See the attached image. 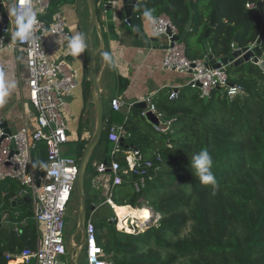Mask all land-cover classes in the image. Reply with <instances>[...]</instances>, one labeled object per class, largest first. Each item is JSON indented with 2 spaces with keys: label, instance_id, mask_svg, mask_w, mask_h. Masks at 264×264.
<instances>
[{
  "label": "trees",
  "instance_id": "obj_1",
  "mask_svg": "<svg viewBox=\"0 0 264 264\" xmlns=\"http://www.w3.org/2000/svg\"><path fill=\"white\" fill-rule=\"evenodd\" d=\"M97 3L99 13V0ZM249 3L254 6L249 8ZM145 9L152 10V16L169 15L181 34L194 21L184 40L191 59L231 55L238 31L240 48L256 46L264 34V0H139L132 18L138 29ZM213 12L217 26L205 38ZM258 46L264 53V35ZM227 73L229 83L242 86L244 92L229 96L226 89L215 88L202 97L199 89L186 86L179 89L177 100H170V91L160 93L155 102L161 118L171 121L166 132L152 126L135 105L128 112L111 109L104 115L103 136L94 160L110 161L105 153L111 147L109 129L123 124L130 133L123 147L138 149L144 159L153 162L146 175L124 174L123 184L113 189V201L133 217L147 206L160 214L158 226L133 234L117 228L113 209L106 204L108 212L98 215L96 232L104 257L113 264H264V67L250 61L229 65ZM203 148L213 158L218 184L215 194L190 168L192 155ZM33 156L34 163L45 162V143H39ZM115 159L123 168L128 166L125 154ZM93 172L95 178L97 172ZM142 176L146 185L138 190L135 183ZM85 188L88 208L95 199L106 200L87 180ZM19 189L20 183L14 180L0 183V215L13 210L12 197ZM20 209V217L9 215L13 223L27 220L19 228L20 235L14 225L0 228V264H8L7 253L36 247L33 210L30 205Z\"/></svg>",
  "mask_w": 264,
  "mask_h": 264
},
{
  "label": "built area",
  "instance_id": "obj_2",
  "mask_svg": "<svg viewBox=\"0 0 264 264\" xmlns=\"http://www.w3.org/2000/svg\"><path fill=\"white\" fill-rule=\"evenodd\" d=\"M60 1L63 0H16L11 25L2 23L0 49L23 48L26 51L30 100L34 104L36 113L33 130L30 129L29 123H26L17 132H8L0 121V183L6 180L20 183L19 193L13 197V200L25 195L32 197L38 232L37 246L25 247L19 254L7 253L8 262L21 258L25 264H70L69 248L65 238V216L76 191L80 161L72 155L65 154V145L70 143L69 133L72 131L65 117V111L69 97L75 94L80 85L81 72L74 66L73 61L66 57L70 52L68 44L72 32L64 12L61 9L56 10L51 15V22L48 20L53 3ZM25 4L30 5L36 13V23L33 25L34 43L14 42L11 38L12 33L17 29V16L23 11ZM99 5L103 6L104 12H107L111 9L113 1L103 0ZM247 6L251 8L254 4L249 3ZM152 18L155 23L146 17L143 21L151 27L155 36L167 37L166 47L163 48L164 70L190 75L186 86L199 89L202 97L209 96L215 88L226 89L229 96L244 92L242 86L229 83L227 73L229 65L222 63L220 59L221 66L215 68L206 59H191L187 56L184 41L175 40L176 36L181 35V31L169 15L164 13ZM49 37L58 44L60 50H66L67 53H63L60 58H51L47 45ZM169 98L179 99L180 90L172 89ZM141 101L147 104V109L142 111V115H145L147 110H152L161 117L154 95L146 96ZM111 104L115 111H121L125 107L130 111L135 103L126 104L121 98L115 97ZM168 123L171 126V121ZM129 136L130 133L123 124H113L108 134L109 141L114 144L111 151L112 160L91 161L93 171L97 172L93 179V188L102 187L106 196V200L100 205L109 204L115 212L118 206L112 199L113 189L123 184L124 174L131 172L145 174L148 168L153 167V162L144 159L138 149L123 147L122 139ZM41 142L47 147V159L44 163L49 165L48 169L33 167V153ZM118 154H125L128 165L126 168L115 159ZM158 160H161L160 155ZM57 163L62 167L60 171L53 172L52 166ZM142 177L140 182L135 183L138 190L146 185L145 176ZM92 206L95 210L87 215L86 221L87 264H113L110 259L104 257V250L98 243L96 213L99 205L94 202ZM115 216L113 220H117V227L120 230L134 233L126 229L127 226L120 228L118 213ZM128 219L131 225H138L136 220H132L133 218ZM73 243L76 244L74 241Z\"/></svg>",
  "mask_w": 264,
  "mask_h": 264
},
{
  "label": "crops",
  "instance_id": "obj_3",
  "mask_svg": "<svg viewBox=\"0 0 264 264\" xmlns=\"http://www.w3.org/2000/svg\"><path fill=\"white\" fill-rule=\"evenodd\" d=\"M7 1L9 0H1V30L2 23L11 25L13 20L16 0H11L13 3L11 15L7 13L5 9ZM101 1L103 0H99V2ZM112 1L113 5L111 9L104 12L103 6H101L102 11L99 13L100 28L103 37L95 31L97 34L95 43L96 46L100 48L97 56V71L102 83L104 101L106 97L109 101V107L114 110L111 101L115 97L121 98L126 104H134L149 95H154L156 98L160 93H169L168 91L172 89L184 88L190 79V75H181L163 69V48L166 47L167 37L155 36L151 27L144 23V21H142L139 29L136 27L139 31V35L136 37L133 28L127 22L123 0ZM61 8L65 14L69 28L71 29L72 36L77 33L84 35L85 26H87L86 34L88 35L90 13H86V11H88L87 1L65 0L61 4ZM51 15L52 14H50L48 18L50 22L52 20ZM205 19H207V17ZM47 45L50 49V56L53 59L60 58L63 53H67L66 50H60L58 44L51 37H49ZM87 49L88 48L78 55H72L71 52H69V55L66 56L68 59L70 55L75 58L73 61L74 66L80 69L81 72L80 85L75 91V94L69 97L66 110V113L70 114V117L73 118L71 123L75 124L81 121V116L84 114L82 111L83 105L90 93L93 100L92 79L91 77H88V79L85 77ZM105 52L110 55V61H106L103 58ZM72 57L70 58L71 60ZM28 80L29 72L26 51L23 48L0 49V82L6 84L15 82V87L10 89L9 94L5 97V102L0 105V121H2L3 124L6 122L7 125L5 128L11 132L19 131L26 123H29L31 130L35 128L36 113L34 104L30 100ZM86 80L92 82L91 91L84 86L87 82ZM80 110L82 111L81 113ZM122 110L128 112L127 107ZM71 123L70 126L72 129L73 124ZM19 190L14 196L18 195ZM13 197V210L6 209L4 213L0 215V228L4 226L11 228L14 225V229L17 227V230H15L17 231V235H20L21 232L19 228H22L27 223V220L13 223L9 220V215L14 213L17 217H20V210H22L20 208L24 205H30L33 210V206L32 201L20 205L16 204L20 199L27 197V195L19 196L16 200H13ZM21 263H23L21 258L17 261L8 262V264Z\"/></svg>",
  "mask_w": 264,
  "mask_h": 264
},
{
  "label": "water",
  "instance_id": "obj_4",
  "mask_svg": "<svg viewBox=\"0 0 264 264\" xmlns=\"http://www.w3.org/2000/svg\"><path fill=\"white\" fill-rule=\"evenodd\" d=\"M87 6L89 7V13H90V20H89V28H88V38H89V45L91 49V57H90V74L91 79L93 82V100L95 103V110H96V128L91 136V139L87 145V148L82 156V159L80 161L79 165V175L76 183V195L78 198V219H79V225L75 233L81 234V241L79 243L74 244L73 243V236H71L68 248H69V260L70 264H78L79 258L81 256V252L84 249L85 243H86V237H87V229H86V221H87V215H88V206H87V197H86V171L87 167L90 163V160L92 158V155L98 146L104 131V99H103V89H102V83L97 71V56L99 54L100 48L95 45L94 41V33L95 31L98 32L102 36V30L100 28V21H99V13H98V3L97 0H86ZM139 3V0H123V6L125 11V16L127 19L128 24L133 28L135 32V36L138 37L139 31L136 27H134L132 23V18L134 11ZM0 5L1 0H0ZM261 7L263 6L260 4ZM216 12H213L210 20V27L207 29L205 33V38H209L212 28L217 26V19H216ZM5 16V15H4ZM192 24L193 20L189 22L187 25L185 31L180 35L176 36L175 40H182L184 41L189 32L192 30ZM264 35V34H263ZM263 35L258 39L257 45L245 48L239 47V37H240V31H238L235 35V44L233 46L234 50L231 55L224 57L220 59V61L224 64L231 65V66H238L240 64L246 63V62H255L260 63L264 67V53L261 51L258 44L261 42ZM103 37V36H102ZM104 42V39H103ZM206 60L209 61L213 67L217 68L221 66V62H219V59L215 58L214 55L209 54L206 57ZM221 89V88H219ZM136 107L145 110L147 109L146 102L138 101L134 104ZM146 120L154 126L156 129L161 131H168L170 129V124L168 122H164L161 117H159L157 114H155L152 110H147L145 113ZM4 126L7 125L5 122L3 124ZM8 132H11L10 130H7ZM125 141V139H122V143ZM45 172H43V175ZM32 197L27 196L25 198L20 199L16 204L20 205L25 202H31ZM91 211L95 210L94 206H91ZM2 256V254H0Z\"/></svg>",
  "mask_w": 264,
  "mask_h": 264
},
{
  "label": "rangeland",
  "instance_id": "obj_5",
  "mask_svg": "<svg viewBox=\"0 0 264 264\" xmlns=\"http://www.w3.org/2000/svg\"><path fill=\"white\" fill-rule=\"evenodd\" d=\"M60 1V2H54L52 5V8L50 10V13H54L56 10H59L61 8V4L64 2ZM12 1L9 0L6 3V7L5 9L7 10V13H9L11 15L12 13ZM99 13L102 11L101 6L99 5ZM89 11V7H88V11H86V13L88 14ZM87 25V24H86ZM89 28V27H88ZM87 26H85L84 29V36L86 39V43H87V63H86V70H85V77L86 79H88V77H91L90 74V57H91V49H90V45H89V38L88 35L86 34V30ZM97 34L94 33V41L97 39ZM206 42H208V40L206 39ZM95 43V42H94ZM96 45V43H95ZM72 57V55H70V58ZM75 58L72 57V61H74ZM99 69V68H98ZM87 81V80H86ZM87 87V89H89V91H91L92 89V82L91 81H87L86 84L84 85ZM80 94V93H79ZM82 109V108H81ZM94 103L91 97V93L89 95V97L85 100V103L83 105V112L84 114L81 116V121L77 124L75 123H71V121H73V118L70 117V114H67L65 111V117L68 120L69 123L73 124V128L72 131L69 133V136L71 138L70 143L65 145V154L67 155H72L75 158H77L79 161H81L82 156L87 148V145L91 139V136L93 135L95 128H96V114H95V110H94ZM111 110V108L109 107V101L107 100V98L105 97V101H104V115H108V112ZM80 110V113L82 112ZM78 126V127H77ZM106 136V133H105ZM111 147L110 150L105 151L106 155L108 158H110V160L112 159L111 156V151L113 148V143L111 142ZM91 161H94V153L92 155V158L90 160V163L87 167V171H86V180L91 183V185L93 186V179H94V172L93 169L91 167ZM92 172V174H91ZM95 188V191L100 195L101 198L106 199L105 196V192L104 189L102 187L100 188ZM94 200V199H93ZM98 206V210L96 213V219L99 217H102L103 214H106L108 212V207L107 205H100L101 200L100 198L95 199L94 200ZM102 207V208H101ZM91 206L88 208L89 211ZM112 208V207H111ZM152 208V207H151ZM149 208V210L151 209ZM119 211V217L121 219V223H120V228H124L125 226L126 229L130 230V232H134V234L136 233H140L145 231L148 227H150L151 225H157L158 226V220L160 219V214L156 213L153 209H151V213L148 211L147 208L143 207V209L141 210H137L136 212H142L145 211L146 213V217L143 220H140V218L138 219L137 217H139V213H137V216L133 217V215L131 213L128 214L127 217L122 218V213ZM116 211V213H117ZM113 213L115 214V210L113 209ZM152 215V216H151ZM133 218L132 220H136V225H131L128 218ZM116 218V216H115ZM65 222H66V226H65V238H66V242L67 244L69 243V240L71 238V236H73V240L75 243H79L81 241V234L80 233H75V231L78 228L79 225V219H78V198L76 195V191L73 194V198L71 200V202L69 203L67 212H66V216H65ZM132 228H131V227ZM135 228V229H134ZM128 232V231H125ZM78 264H87V260H86V249L84 246L83 251L81 252V256L79 258V262Z\"/></svg>",
  "mask_w": 264,
  "mask_h": 264
},
{
  "label": "clouds",
  "instance_id": "obj_6",
  "mask_svg": "<svg viewBox=\"0 0 264 264\" xmlns=\"http://www.w3.org/2000/svg\"><path fill=\"white\" fill-rule=\"evenodd\" d=\"M143 15L153 23H155V20H153L152 18V10L145 9ZM35 17L36 13L32 10L31 6L25 4L23 6V11L17 16V29L12 33L11 38L14 42H35V37L33 36V25L36 23ZM68 47L72 55H78L84 52V50L87 48L85 36L81 33H77L76 35L70 37ZM103 58L106 61L111 60V57L107 52L103 54ZM14 87L15 82L7 84L0 82V105L5 102V97L9 94L10 89ZM37 165L44 169L49 168L48 164L41 161L33 163L34 168L37 167ZM61 167L62 165L60 163H57L52 166V171L58 172L60 171ZM190 168L193 175H195L202 184L212 186L213 194H215L216 190L218 189V184L216 177L212 171L213 158L208 149L203 148L192 155L190 160ZM116 206L118 205L116 204ZM146 208L149 209L150 207L147 206Z\"/></svg>",
  "mask_w": 264,
  "mask_h": 264
},
{
  "label": "bare ground",
  "instance_id": "obj_7",
  "mask_svg": "<svg viewBox=\"0 0 264 264\" xmlns=\"http://www.w3.org/2000/svg\"><path fill=\"white\" fill-rule=\"evenodd\" d=\"M146 208V207H145ZM148 209V208H147ZM117 210H120V212L122 213V218L124 217H127L128 216V212L123 209V208H117ZM148 211L151 213V211L148 209ZM136 213V216H137V213H139V217H137L138 219L140 218V220H143L145 217H146V213L145 211H142V212H135ZM152 214V213H151ZM152 216V215H151Z\"/></svg>",
  "mask_w": 264,
  "mask_h": 264
}]
</instances>
